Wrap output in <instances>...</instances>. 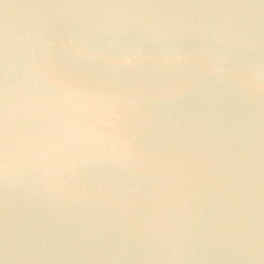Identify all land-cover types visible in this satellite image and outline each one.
Returning a JSON list of instances; mask_svg holds the SVG:
<instances>
[{"label": "water", "instance_id": "obj_1", "mask_svg": "<svg viewBox=\"0 0 264 264\" xmlns=\"http://www.w3.org/2000/svg\"><path fill=\"white\" fill-rule=\"evenodd\" d=\"M0 264H264V0H0Z\"/></svg>", "mask_w": 264, "mask_h": 264}]
</instances>
